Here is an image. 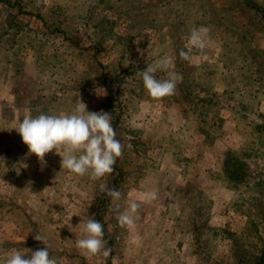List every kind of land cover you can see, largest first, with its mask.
<instances>
[{
	"label": "rangeland",
	"instance_id": "374dc122",
	"mask_svg": "<svg viewBox=\"0 0 264 264\" xmlns=\"http://www.w3.org/2000/svg\"><path fill=\"white\" fill-rule=\"evenodd\" d=\"M201 26L206 50L182 60ZM163 56L183 81L154 99L141 71ZM80 101L108 112L123 146L96 181L61 169L55 150L41 163L13 128ZM263 123L264 0H0V260L43 249L38 232L58 264H264V179L248 171L264 160ZM89 218L109 255L76 248Z\"/></svg>",
	"mask_w": 264,
	"mask_h": 264
},
{
	"label": "clouds",
	"instance_id": "9594fccd",
	"mask_svg": "<svg viewBox=\"0 0 264 264\" xmlns=\"http://www.w3.org/2000/svg\"><path fill=\"white\" fill-rule=\"evenodd\" d=\"M210 40L207 27H193L190 29L187 43L179 52V57L185 61L192 60V53H204ZM165 73L166 78L157 79L155 73ZM143 86L148 95L154 99H161L175 94L177 84L183 81V75L174 70V59L163 56L155 64H148L141 71ZM24 144L28 147V154H35L41 163L45 154L55 150L61 159V169L78 176L87 175L96 181L111 174L117 158L122 155L123 146L116 139V132L111 124L108 112H91L84 102L80 101L67 114L49 115L41 113L33 117L31 113L23 116L15 127ZM105 190V185H100ZM107 195L113 201H119L121 192L108 189ZM157 198L155 191L143 194L140 201H131L127 209L118 216L120 227L131 229L134 217L141 203H151ZM81 237L76 239V248L85 257L95 256L103 249L105 256L110 249L105 247L104 228L101 222L89 218L81 221ZM34 239L41 241L45 247L31 251L30 258H24L27 251L14 250L7 254L0 264H58L50 257L45 237L38 233Z\"/></svg>",
	"mask_w": 264,
	"mask_h": 264
},
{
	"label": "built area",
	"instance_id": "2783aa9c",
	"mask_svg": "<svg viewBox=\"0 0 264 264\" xmlns=\"http://www.w3.org/2000/svg\"><path fill=\"white\" fill-rule=\"evenodd\" d=\"M249 176L254 180L260 181L264 179V160L256 163H249L248 166Z\"/></svg>",
	"mask_w": 264,
	"mask_h": 264
},
{
	"label": "trees",
	"instance_id": "16d2710c",
	"mask_svg": "<svg viewBox=\"0 0 264 264\" xmlns=\"http://www.w3.org/2000/svg\"><path fill=\"white\" fill-rule=\"evenodd\" d=\"M106 108V107H105ZM106 110V109H105ZM257 128L259 129L260 133H261V130L263 131L264 133V123L263 124H258L257 125ZM117 136H118V133H117ZM120 139V136H118V140ZM116 177V176H115ZM110 181V180H109ZM108 181V182H109ZM115 181L114 179L111 180V182ZM257 264V263H256Z\"/></svg>",
	"mask_w": 264,
	"mask_h": 264
}]
</instances>
